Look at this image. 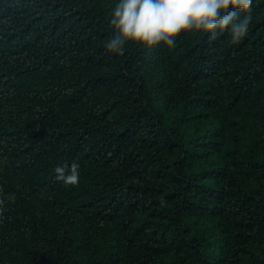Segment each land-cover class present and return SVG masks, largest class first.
I'll list each match as a JSON object with an SVG mask.
<instances>
[{"label":"trees","instance_id":"obj_1","mask_svg":"<svg viewBox=\"0 0 264 264\" xmlns=\"http://www.w3.org/2000/svg\"><path fill=\"white\" fill-rule=\"evenodd\" d=\"M116 2L0 0V264H264V0L120 53Z\"/></svg>","mask_w":264,"mask_h":264},{"label":"clouds","instance_id":"obj_2","mask_svg":"<svg viewBox=\"0 0 264 264\" xmlns=\"http://www.w3.org/2000/svg\"><path fill=\"white\" fill-rule=\"evenodd\" d=\"M251 5L252 0H117L109 21L113 34L105 47L117 53L123 52L129 41L145 48L172 47L181 31L215 37L223 29L228 30L232 43H238L249 30ZM55 172L65 184L79 182L78 163L74 162L68 172L57 166Z\"/></svg>","mask_w":264,"mask_h":264}]
</instances>
